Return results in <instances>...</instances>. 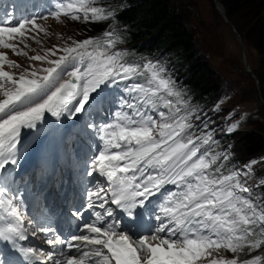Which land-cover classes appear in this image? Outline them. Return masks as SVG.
<instances>
[{"label":"snow or ice","instance_id":"snow-or-ice-1","mask_svg":"<svg viewBox=\"0 0 264 264\" xmlns=\"http://www.w3.org/2000/svg\"><path fill=\"white\" fill-rule=\"evenodd\" d=\"M54 7L49 16L56 20L114 17L98 0H59ZM49 16L0 21V49L27 56L20 41L47 35L37 21ZM120 42L111 29L54 46L30 57L46 67L19 74L5 70L21 65L0 51V264H261L264 195H253L246 179L257 162L225 171L230 153L213 149L214 130L198 134L200 125L192 121L199 116L167 69L158 61H130L126 51L117 50ZM102 113L112 119L97 122L94 114ZM46 114L56 120L86 117L85 130L96 144L88 146L91 154L84 160L83 207L103 210L93 220H85L81 208L70 210L84 222L69 237L36 221L31 236L42 233L47 249L21 243L29 239L22 196L7 173L18 163L22 133L36 130ZM239 127L232 123L227 131ZM108 205L130 218L126 228L111 219ZM142 215L159 222L147 234L133 227Z\"/></svg>","mask_w":264,"mask_h":264},{"label":"trees","instance_id":"trees-1","mask_svg":"<svg viewBox=\"0 0 264 264\" xmlns=\"http://www.w3.org/2000/svg\"><path fill=\"white\" fill-rule=\"evenodd\" d=\"M99 2L114 12V17L98 23L81 24L78 31L80 37L75 41L100 37L104 31L115 29L122 41L117 45V50L126 51L127 58L132 62L143 63L151 60L163 65L167 69V75L173 81V78H176L175 83L188 102L189 109L211 108L219 101L222 97L221 83L207 65H195L196 40L184 23L183 17L177 12L173 0H99ZM220 2L242 36L244 44H250L257 51L258 77L264 87V0ZM238 15H241L239 20L235 18ZM177 76L181 78L178 79ZM120 87H123V83ZM219 118L221 117L213 118L212 121ZM242 136L241 131H236L217 140L218 144L212 146L216 152H223L231 145L230 157L224 161L225 170L232 165L238 166L263 157L258 155L264 152V138L254 132L242 138L248 153L236 151V140ZM249 157L251 158L247 160ZM259 175L264 176L262 168L259 169Z\"/></svg>","mask_w":264,"mask_h":264},{"label":"rangeland","instance_id":"rangeland-1","mask_svg":"<svg viewBox=\"0 0 264 264\" xmlns=\"http://www.w3.org/2000/svg\"><path fill=\"white\" fill-rule=\"evenodd\" d=\"M45 1L47 6H41V14L49 16L55 10L54 6L59 0ZM173 3L196 40L195 65H207L214 71L221 83V95H226L220 106L229 110L230 115L227 119H222L213 125V135L225 134L232 123H238L243 136L236 140V151L246 154L248 149L244 139H242L244 135L254 132L264 138V87L261 85V80L259 78L260 86H257L252 76L245 71L243 50L239 41L223 17L217 12L213 0H173ZM240 17L241 15H238L235 18L239 20ZM63 19L65 17L56 20L49 16V19H41L38 22L47 30V35L43 32L40 33L43 40V48H53L54 44H58L56 45L58 47L68 46L77 37H80L78 31L81 29V24L62 21ZM245 46L249 65L258 76L259 55L250 44ZM20 62L23 64L27 63V58L20 60ZM44 64L47 65L46 63ZM38 65L41 66V64ZM177 78L179 79L181 76H177ZM111 107L115 108V105ZM81 118L83 124L86 117L82 116ZM94 118L97 122L110 121L112 116L109 113H102L98 116L94 114ZM226 120L228 121L226 122ZM68 121H65V123ZM41 125L39 124V126ZM83 131L85 134L84 139L73 136L71 149L78 153L85 152L86 149L89 150V145L95 147L96 144L95 138L90 131L85 130L84 125ZM41 138L42 134H40L39 128L28 135L22 136L21 142L27 143L22 153L31 152ZM258 156H263L264 158V152ZM250 158H247V160ZM261 168L264 171V160Z\"/></svg>","mask_w":264,"mask_h":264},{"label":"bare ground","instance_id":"bare-ground-1","mask_svg":"<svg viewBox=\"0 0 264 264\" xmlns=\"http://www.w3.org/2000/svg\"><path fill=\"white\" fill-rule=\"evenodd\" d=\"M48 121L46 124H44L42 127H41V132L42 133H46V137L40 141H38L35 145V147L33 148L32 150V155H37V154H40V155H44L43 158L47 159L46 158V155L47 156H52L53 157V148L51 149L49 147V142H51V140H54V135L55 133L57 132V126H59L60 124V120H56L55 118L51 117L50 115L48 116ZM23 148V146H21ZM19 149L21 150V148L19 147ZM36 162H37V158L34 157L33 160H32V166L34 167L36 165ZM14 169L15 167H8L7 168V173L10 174L9 178L13 175V172H14ZM30 193L28 192H25L23 195H22V200L24 199H27L29 197ZM25 246H27V243H23Z\"/></svg>","mask_w":264,"mask_h":264},{"label":"water","instance_id":"water-1","mask_svg":"<svg viewBox=\"0 0 264 264\" xmlns=\"http://www.w3.org/2000/svg\"><path fill=\"white\" fill-rule=\"evenodd\" d=\"M213 1H214V5H215V8H216L217 12L223 17L225 22L231 28L234 36L239 41V44H240V46H241V48L243 50V63H244L245 71L252 76V78L255 80L257 86H260L259 77L252 71V69H251V67L249 65L248 53H247L246 46H245V44L243 42L242 36L240 35L238 30L236 29L235 25L228 18L227 12L225 10V7L221 4L220 0H213ZM263 103H264V101H263Z\"/></svg>","mask_w":264,"mask_h":264}]
</instances>
